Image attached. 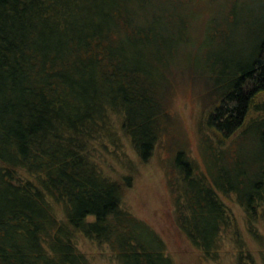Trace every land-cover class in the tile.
<instances>
[{"label": "trees", "instance_id": "1", "mask_svg": "<svg viewBox=\"0 0 264 264\" xmlns=\"http://www.w3.org/2000/svg\"><path fill=\"white\" fill-rule=\"evenodd\" d=\"M188 1L171 0L198 19V0ZM261 2L238 14L251 18ZM148 3L0 0V264H91L79 237L115 264H175L161 237L123 207L130 177L115 180L103 167L110 146L121 151V135L141 163L151 157L169 127L171 69L205 53L188 50L193 25L184 13L162 30ZM211 23L216 45L225 33ZM259 33L244 65L211 66L203 169L181 151L171 162L177 227L202 261H217L233 242L236 264H258L227 199L242 210L264 264V100L256 103L264 27ZM252 111L260 115L249 119Z\"/></svg>", "mask_w": 264, "mask_h": 264}, {"label": "rangeland", "instance_id": "2", "mask_svg": "<svg viewBox=\"0 0 264 264\" xmlns=\"http://www.w3.org/2000/svg\"><path fill=\"white\" fill-rule=\"evenodd\" d=\"M149 2L147 10L149 14L154 13L156 18L160 19L159 27L162 30L168 29L172 22L183 19L184 13V17L193 25V47H188V50L191 52H195L196 49L203 50L205 53L202 57L201 52L199 54L196 52L188 62L186 60L184 63H175L171 69L174 77H171L172 83L167 89L165 101L170 114L169 127L159 137L151 157L141 163L130 141L121 135L123 153L116 147L110 146L112 155L105 159L103 167L105 166V172L115 180L130 177V184L124 186L125 190L122 194L123 207L161 237L166 253L171 256L175 264H236L235 255L238 247L233 242H226L223 245L221 256L217 261H202L200 255L181 236L175 220L173 181L176 175L173 173L174 167L171 162L175 153L181 151L190 161L203 169L200 160V130L205 134L207 117L215 108L208 104L216 95L212 89L216 79L211 78L213 70L211 66L218 62L219 65L221 64V70L226 67L234 70L246 63L248 55L252 54V47L260 39L259 32L264 27V10H259L258 14L247 18L245 13L242 15L238 13L252 8V0H240L238 3L230 0L227 5V0H204V2L198 0L196 14L199 16L196 19L194 16L189 18L188 12H185L186 8L183 5L188 4L190 2L188 0H182L183 5L180 7L171 0H149ZM222 3L226 7L221 6ZM261 4L264 5V2ZM170 16H176V19L172 20ZM215 20L218 23L214 24ZM207 22L213 23L215 27L213 30L225 33L216 45L212 33H209V28L205 26ZM204 44L210 46L213 44V46L209 48L205 46L206 49H202ZM262 100L264 96L256 97V103L261 104ZM259 115L252 111L249 119ZM225 203L235 216L241 235H244L246 248L254 254L257 263L261 264L258 255L261 247L244 233L242 210L231 200L226 199ZM262 231L264 233V230ZM78 245L80 250L92 259L91 264H115L108 250L99 248L97 244L84 237H79Z\"/></svg>", "mask_w": 264, "mask_h": 264}]
</instances>
